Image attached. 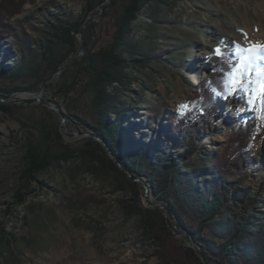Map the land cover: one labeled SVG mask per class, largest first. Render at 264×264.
Returning <instances> with one entry per match:
<instances>
[{
  "label": "rangeland",
  "instance_id": "1",
  "mask_svg": "<svg viewBox=\"0 0 264 264\" xmlns=\"http://www.w3.org/2000/svg\"><path fill=\"white\" fill-rule=\"evenodd\" d=\"M91 1L89 14L88 0H24L18 13L0 15L6 25L0 26V102L9 107L7 113L0 110V221L14 195L26 194L25 203L16 209L20 219L6 227L15 239L12 249L0 256V264L211 263L187 235L176 231L165 203L145 177L114 171L106 150L90 158L85 141L100 142L92 127L113 120L116 104L132 110L121 134L135 145L171 150L189 163L222 148L227 135L256 107L264 110L258 95L264 84V74L258 75L264 70V0H168L159 22L140 14L128 41L140 52L163 55L143 69H128V89L106 115L93 104V94L82 80L66 97L59 93L60 74L70 66L65 78L71 79V63L86 47L82 34L72 33L73 46L67 40L53 44L69 55L42 82L43 49L52 38L50 28L58 22L84 26L86 21L89 46L109 42V24L102 16L109 0ZM217 47L223 49L220 56L214 51ZM222 56L228 57L229 65L225 84L233 68L245 61L246 87L238 95H229L227 87L221 113L198 131L196 116H188V102L213 73L215 58ZM156 105L159 116L148 119ZM255 124L245 169L227 178L260 190L255 206L264 210V117L256 116ZM177 140L185 147L175 148ZM31 149L64 151L68 160L32 179L25 173ZM149 218L152 227L146 224Z\"/></svg>",
  "mask_w": 264,
  "mask_h": 264
},
{
  "label": "trees",
  "instance_id": "2",
  "mask_svg": "<svg viewBox=\"0 0 264 264\" xmlns=\"http://www.w3.org/2000/svg\"><path fill=\"white\" fill-rule=\"evenodd\" d=\"M88 1L86 14L93 8L92 1ZM23 3L24 0H0V15L12 16L18 13ZM167 3L168 0H109L103 8L102 16L109 24L110 40L98 48H94L93 43L89 46L91 36L87 34L89 24L86 21L83 22L84 26L78 22H58L50 28L52 38L46 39L43 49L42 82L46 80L45 75L57 72L69 55V52L54 49L53 44L58 40H67L73 46L75 36L72 33L82 34L86 47L71 63V79L65 78L70 66L60 74L59 93L66 97L77 81L82 80L93 94V104L106 115L104 112L107 108L119 100L118 96L122 91L128 89V69H143L156 56L163 55L132 48L128 36L133 23L142 13L152 21L159 22L160 10ZM0 26L6 25L0 20ZM228 71V57H216L213 73L209 74L207 82L202 81L199 91L188 102L191 112L188 116H196L198 131H203L221 113V96L227 90L225 74ZM138 99L141 101L140 96ZM114 105L115 118L104 119L93 126L95 135L109 148L124 169L147 179L152 192L172 210L177 225L187 231V237L192 238L206 257L217 264H264V210L255 206L260 190H252L239 179L227 178L231 172L245 169L246 156L256 131L255 118L264 117L262 107H256L240 128L227 135L222 148L210 155L205 154L200 162L189 163L185 156L174 157L171 150L155 146L151 149L149 146L135 145L124 140L121 134L122 124L132 110ZM8 108L0 102L2 112L7 113ZM159 109L157 105L152 107L148 119L158 117ZM140 137L145 135L141 134ZM85 143V153L90 158H95L97 151L105 152L100 142L87 140ZM177 143L175 148L185 147L184 141L177 140ZM65 160H68V156L64 151L31 149L27 154L25 173L36 179L37 174L50 167H60V163ZM108 164L114 171L125 174L111 158L108 159ZM25 201L26 194L16 193L3 210L0 221V256L12 249L14 231L6 227L14 226L20 219L16 209ZM147 211L155 213L152 209ZM145 221L152 227L151 218ZM162 228L167 230L164 223ZM187 250L199 262L193 249Z\"/></svg>",
  "mask_w": 264,
  "mask_h": 264
},
{
  "label": "snow or ice",
  "instance_id": "3",
  "mask_svg": "<svg viewBox=\"0 0 264 264\" xmlns=\"http://www.w3.org/2000/svg\"><path fill=\"white\" fill-rule=\"evenodd\" d=\"M217 56H220L223 53V49L217 47L215 50ZM249 68L246 65L244 60H241L233 70L228 74L229 79L226 81V87L229 88V95H238L239 91L243 90L246 85L244 83V77L248 74ZM264 74V70H261L258 75ZM261 97V103L264 104V84H261L260 91L258 93ZM186 107V106H181Z\"/></svg>",
  "mask_w": 264,
  "mask_h": 264
},
{
  "label": "water",
  "instance_id": "4",
  "mask_svg": "<svg viewBox=\"0 0 264 264\" xmlns=\"http://www.w3.org/2000/svg\"><path fill=\"white\" fill-rule=\"evenodd\" d=\"M99 140H100V143L104 146V148H105V150L107 151V153L109 154V156H110V158L115 162V164L121 169V170H123L124 172H128L126 169H124L123 167H122V165L113 157V155H112V153H111V151L109 150V148L103 143V141L99 138ZM129 173V172H128ZM164 208H165V210L168 212V214H169V218H170V221H171V223L173 224V227L176 229V231H178L179 233H184L185 235H188V233H187V231L186 230H184V229H182V228H180L178 225H177V222H176V220H175V217H174V215H173V213H172V210L170 209V207L168 206V205H164ZM190 239V241L193 243V244H195L196 246H197V248H198V250H199V252L206 258V260L207 261H209V262H211L212 264H217V263H215L214 261H212L211 259H209V258H207L206 257V255L202 252V250H201V248L199 247V245L195 242V241H193V239L192 238H189Z\"/></svg>",
  "mask_w": 264,
  "mask_h": 264
},
{
  "label": "bare ground",
  "instance_id": "5",
  "mask_svg": "<svg viewBox=\"0 0 264 264\" xmlns=\"http://www.w3.org/2000/svg\"><path fill=\"white\" fill-rule=\"evenodd\" d=\"M143 135V134H142Z\"/></svg>",
  "mask_w": 264,
  "mask_h": 264
}]
</instances>
